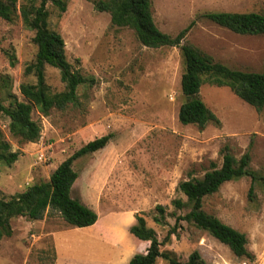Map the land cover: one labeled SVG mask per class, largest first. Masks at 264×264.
<instances>
[{
	"label": "rangeland",
	"instance_id": "1",
	"mask_svg": "<svg viewBox=\"0 0 264 264\" xmlns=\"http://www.w3.org/2000/svg\"><path fill=\"white\" fill-rule=\"evenodd\" d=\"M27 0H17V8ZM60 13L51 3L46 9L51 31L65 44L72 70L92 81L77 89L79 105L51 110L42 117L35 109L31 119L41 127L36 143H23L8 131L9 120L0 112V131L18 160L0 165V199L48 182L64 160L88 142L111 135L107 146L78 158L72 169L78 177L71 197L92 209L97 222L87 228H70L55 212L38 221L11 220L12 235L0 242V264H128L144 254L148 242L132 237L128 229L142 213L146 224L162 242L175 225L174 199L185 198L177 185L201 178L210 164L220 167L222 150L239 159L249 151L250 168L264 172V108L261 112L238 99L226 87L201 86L199 97L217 117L219 125H181L178 111L185 98L180 91L184 70L179 48H147L126 27L112 26L110 15L98 12L87 0H62ZM98 1V0H91ZM210 12L264 13V0H151L157 29L175 37L191 22L184 43L230 69L259 73L264 69V35L234 34L203 18ZM34 33L19 16L0 19V102L8 106V93L19 101L21 84H34L25 74L34 62ZM10 62L13 65H10ZM45 84L61 92L58 70L46 67ZM250 180L228 182L203 201L202 210L245 235L253 261L235 257L225 245L192 224L180 221L160 251L181 262L197 251L205 264H264V189L255 186L248 200ZM157 205L165 207L166 225L152 218ZM155 264H167L158 259Z\"/></svg>",
	"mask_w": 264,
	"mask_h": 264
},
{
	"label": "trees",
	"instance_id": "2",
	"mask_svg": "<svg viewBox=\"0 0 264 264\" xmlns=\"http://www.w3.org/2000/svg\"><path fill=\"white\" fill-rule=\"evenodd\" d=\"M87 1L93 3L96 11L108 13L112 26L131 29L142 46L179 48L184 66L180 78V91L185 98L178 111V121L181 125H194L202 129L209 124L215 126L220 124L199 97L200 88L204 84L228 88L234 96L256 112H261L264 108V69L259 73L230 69L215 62L194 46L184 43L187 32L194 25L193 22L175 37H171L157 29L152 18L151 0ZM48 3L60 13L66 10V3L62 0H27L19 8L16 6L17 0H0L1 20L12 22L18 11L23 25L34 33L32 43L36 47L35 59L26 68L25 74H33L36 81L34 84L20 85L19 92L23 101L8 93V106L4 107L0 102V112L9 120V133L23 143H36L40 138L41 127L38 122L31 119L34 109L42 117H46L51 110L63 111L69 106L76 107L79 105L77 89L82 85L92 84L91 80L72 70L66 60L62 37L49 29V13L46 9ZM203 18L234 34L264 35V13L210 12L204 14ZM10 65L13 63L10 62ZM46 67L58 70L60 82L64 85L61 92L49 91L44 78ZM0 86L10 87L9 77L0 76ZM110 139L111 135H106L85 144L57 166L48 182L36 183L22 193L8 199H0V242L12 235L11 220L23 217L30 221H38L49 211L57 213L70 228L83 229L93 226L98 220L97 214L78 199L71 197L72 186L78 177L72 169V164L78 158L104 149ZM221 154L220 167L211 163L210 170L201 178H190L177 185V191L185 201L180 198L174 199L171 205L175 210L187 209V212L183 216H176L175 213L171 215L175 218V225L162 242L158 241L155 231L147 226L144 214L134 216L135 223L128 232L137 240L148 242L149 246L144 254L133 256L128 264H155L158 259L167 264H205L197 251H193L185 262L160 251L161 245L169 240L180 221L207 232L228 247L235 257L254 260V256L246 249L245 235L206 214L202 206L204 199L216 193L222 185L242 178L250 180L248 200L253 201L255 186L264 189V172L250 168L249 151L239 159L233 157L227 147H224ZM17 160L18 153L10 150L0 131V165L10 167ZM165 210L161 205L154 208L152 220L159 227L166 225Z\"/></svg>",
	"mask_w": 264,
	"mask_h": 264
},
{
	"label": "crops",
	"instance_id": "3",
	"mask_svg": "<svg viewBox=\"0 0 264 264\" xmlns=\"http://www.w3.org/2000/svg\"><path fill=\"white\" fill-rule=\"evenodd\" d=\"M71 192H72V190H71Z\"/></svg>",
	"mask_w": 264,
	"mask_h": 264
}]
</instances>
